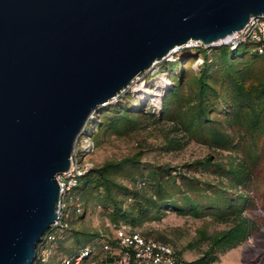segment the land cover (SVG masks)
Listing matches in <instances>:
<instances>
[{
  "label": "water",
  "instance_id": "1",
  "mask_svg": "<svg viewBox=\"0 0 264 264\" xmlns=\"http://www.w3.org/2000/svg\"><path fill=\"white\" fill-rule=\"evenodd\" d=\"M257 15L264 0H0V264H35L57 174L101 105L192 41L229 45Z\"/></svg>",
  "mask_w": 264,
  "mask_h": 264
},
{
  "label": "trees",
  "instance_id": "2",
  "mask_svg": "<svg viewBox=\"0 0 264 264\" xmlns=\"http://www.w3.org/2000/svg\"><path fill=\"white\" fill-rule=\"evenodd\" d=\"M238 47L200 45L175 60H167L165 66L171 85L163 97L159 115L145 111L141 108L143 104L135 107L132 102L120 100L101 105L95 113L97 121H88L82 135L90 132L99 144L101 135L130 132L139 127L141 117L151 115L156 121H170L172 128L181 132L168 139L166 148H181L195 139L214 149L230 152L237 149L240 145L238 131L244 130L243 123L264 133V53H259L254 46L252 53H237ZM197 55L204 57L199 70L192 67ZM186 56L190 58L184 63ZM176 66L177 73L173 71ZM142 154L140 150L133 155L108 159L77 175L67 192L65 236L50 244L48 264H57L64 256L79 254L87 244L95 247L100 240L108 239L109 235L81 224L86 214L94 212L97 206L103 208L111 223L127 221L133 227L159 219L168 210L198 218L212 215L217 221L230 223L226 229L201 233L202 240L198 241L201 244L206 241L207 248L194 260L185 261L173 246L180 264L216 261L220 254L242 243L254 228L257 229L245 211L256 207L250 193L256 183L250 178L252 169L249 167L253 162L250 160L256 161L259 157L255 152H248L250 160L241 158L227 163L213 160L209 154L185 162V170L167 163H155L145 169ZM200 168L213 171L218 180L211 181L192 172ZM76 226H80L79 231L90 233V238L80 246L75 245ZM141 233L151 236L149 231ZM154 238L171 242L164 235ZM103 256L102 249H94L92 258H84L81 264H90L91 259Z\"/></svg>",
  "mask_w": 264,
  "mask_h": 264
},
{
  "label": "rangeland",
  "instance_id": "3",
  "mask_svg": "<svg viewBox=\"0 0 264 264\" xmlns=\"http://www.w3.org/2000/svg\"><path fill=\"white\" fill-rule=\"evenodd\" d=\"M253 48V45L242 43L239 45L237 53H252ZM189 49L192 51V48L189 47L179 49L166 59L156 62L138 76L126 90L103 105L123 100L132 102L135 107L143 104L141 108L145 111L155 113L156 116L159 115L163 97L171 85L165 64L167 60H175L188 52ZM189 58L184 57L183 62L186 63ZM198 62L197 58L192 62V67L196 70H199ZM173 71L177 73L178 67H174ZM164 79H167L168 82L163 85ZM142 87H146L147 90H143ZM97 111L92 114L89 121L93 123L97 121L98 116L95 114ZM140 121L139 127L125 134L101 135L99 144L95 143L90 132L81 134L76 144L79 164L86 165L84 162H88L91 165H100L105 160L133 155L141 150L143 151L142 165L145 169L155 163H167L185 170V162H191L209 154L212 155L213 160L225 163L226 161L235 162L241 158L250 160L248 152H255L259 157L256 161L250 160L253 162L249 167L252 169L250 178L255 179L256 183V186L250 188V193L256 201V207H248L245 211L256 223L257 229L254 228L242 243L220 254L216 261L209 264H264V133L255 130L256 128H250L246 122L243 123L244 130L238 131L240 145L231 152L227 149H214L205 142L195 139L189 140L181 148H166L168 139L176 134L180 135L181 132L174 130L170 121L165 119L156 121L151 115L141 117ZM255 141H257V146ZM192 172L211 181L218 180L217 174L213 171H201L200 168ZM129 185L132 186L133 183L130 182ZM81 224L109 236L113 231L111 221L101 206H97L94 212L89 211ZM229 225L230 223L215 220L212 215L198 218L191 215H179L175 211L168 210L161 218L147 221L142 225L134 226V228L141 232L149 231L153 237L164 235L171 240V245L181 252V257L185 261H191L201 256L203 250L207 248L206 241H203V244L198 241L203 231L213 233L226 229ZM79 229L80 226L74 227L76 246L82 245L90 238L88 230L79 231ZM106 241V238L100 240L94 247L95 251Z\"/></svg>",
  "mask_w": 264,
  "mask_h": 264
},
{
  "label": "built area",
  "instance_id": "4",
  "mask_svg": "<svg viewBox=\"0 0 264 264\" xmlns=\"http://www.w3.org/2000/svg\"><path fill=\"white\" fill-rule=\"evenodd\" d=\"M247 42L253 44L259 53H264V15L251 16L242 29L235 31L220 43H227L234 48ZM200 45L204 44L200 41L191 42L193 47ZM196 58L200 62H198V65L204 62L203 56L198 55ZM78 160L75 147L70 168L61 174H57L61 193L58 217L54 225L38 243L35 264H48L51 252L50 244L55 239L65 236L64 229L68 225L64 220V210L68 201L67 192L76 182L77 175L83 174L92 166L88 162H84L86 165H80ZM141 184L139 182V185ZM111 225L113 231L107 241L100 247L104 251V256L91 259L90 264H180L175 249L170 243L143 235L127 221L111 223ZM93 251L94 246L87 244L81 248L79 254L64 256L57 264H81L84 258H92Z\"/></svg>",
  "mask_w": 264,
  "mask_h": 264
},
{
  "label": "bare ground",
  "instance_id": "5",
  "mask_svg": "<svg viewBox=\"0 0 264 264\" xmlns=\"http://www.w3.org/2000/svg\"><path fill=\"white\" fill-rule=\"evenodd\" d=\"M167 82H168V80H167V79H164V80H163V85L166 84ZM142 89H143V90H147L146 87H142Z\"/></svg>",
  "mask_w": 264,
  "mask_h": 264
}]
</instances>
